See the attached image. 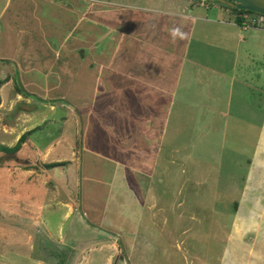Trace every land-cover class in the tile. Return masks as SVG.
<instances>
[{
  "label": "rangeland",
  "instance_id": "rangeland-1",
  "mask_svg": "<svg viewBox=\"0 0 264 264\" xmlns=\"http://www.w3.org/2000/svg\"><path fill=\"white\" fill-rule=\"evenodd\" d=\"M182 1L0 0V82L9 77L0 117L15 131H0V156L21 131L13 116L27 112L28 126L40 128L22 155L35 159L61 134L77 141L70 172H79L83 189H74L79 211L65 218L38 184L0 172V264H264L244 243L233 257L236 230L263 219L255 213L261 194H243L253 136L245 141L236 125L223 136L207 133L206 104L198 107L201 128L188 134L178 102L160 165L151 166L144 137L132 152L131 137L117 134L134 127L138 96L161 99L175 39L164 27ZM18 89L29 96L13 103ZM252 251L264 255V239Z\"/></svg>",
  "mask_w": 264,
  "mask_h": 264
},
{
  "label": "crops",
  "instance_id": "crops-1",
  "mask_svg": "<svg viewBox=\"0 0 264 264\" xmlns=\"http://www.w3.org/2000/svg\"><path fill=\"white\" fill-rule=\"evenodd\" d=\"M201 2L202 0H183L177 2L179 4L177 8H174L175 4L173 5L172 9L176 10V13L166 21L164 28L169 29L175 39L168 53L171 59L165 62L167 69L165 74L163 73V78L166 77L164 81L166 83L162 94H159L161 99L154 102L153 95L150 97L151 95H146L145 92L138 96L139 105L134 108V114L132 112V117L136 121L134 127L132 129L122 127L117 134L131 137V146L134 148L133 150L131 147L132 152L138 151L139 137H144L147 152L152 154H148V157H151L149 162L151 166L156 167L161 160L160 141L163 142L169 129L172 133L174 104L178 102L180 105L175 114L179 115L180 121H186L188 134H195L198 128H201L197 125L199 105H209L211 115L208 120L211 121V128L207 133L213 137L223 136L231 126L236 125L238 126L236 132L246 137L245 141L249 136L254 137L255 150L253 156L248 159L249 170L244 179L247 186L243 194L245 199L257 200L258 194L264 199V29L244 30L239 25L235 13L214 4L204 7ZM93 68L94 66L90 69ZM155 93L156 91H153L152 94ZM17 96V101L11 102L24 100L21 99L23 95L17 93ZM177 97L180 99L176 100ZM26 100L29 103V98ZM0 109H4L2 100ZM8 113H11V110ZM13 119L20 123L21 128L15 137L14 146L25 133L36 132L40 128V125L34 123L28 126L32 118L27 112L21 111L14 115ZM140 120L144 123H137ZM221 120L225 121V124L222 125ZM146 125V131L141 133ZM0 131L5 135L15 132L9 131L2 117ZM178 132L181 133L179 130ZM34 133L22 146L18 155L0 156L5 159L7 156L12 157L8 161L4 160L7 161L6 164L1 159L0 172L4 171L15 180L19 179L24 183L38 184L45 197L56 201L57 205L65 209V218L69 217L73 212L79 211L75 202L76 190L78 196V191H83L82 178L79 179L75 175L79 172L75 170L73 177L70 172L71 168L77 169L78 166L77 150L80 149L78 143L67 140L64 134H61L55 146L51 144L43 150L37 149V153L41 154L31 159L27 154H22L33 143ZM61 163L65 165L50 167ZM136 166L139 167V162ZM57 169L61 170L58 177H48L50 172L54 173ZM88 207L87 210L80 208V211L90 212V206ZM246 210L251 214L255 209L246 207L244 211ZM256 212L263 217L257 222L258 225L257 223L251 225L250 221L249 225L247 223L241 225L234 234L235 260L236 248L244 246L242 243L251 248L249 258L258 261L264 259L263 254L258 256L252 251V248H257V244L264 239V228L262 231L264 206L256 209ZM112 246H115L114 243Z\"/></svg>",
  "mask_w": 264,
  "mask_h": 264
},
{
  "label": "water",
  "instance_id": "water-1",
  "mask_svg": "<svg viewBox=\"0 0 264 264\" xmlns=\"http://www.w3.org/2000/svg\"><path fill=\"white\" fill-rule=\"evenodd\" d=\"M204 1L214 5L225 6L230 9L247 11L264 16V0H204ZM232 1H235L237 3Z\"/></svg>",
  "mask_w": 264,
  "mask_h": 264
},
{
  "label": "trees",
  "instance_id": "trees-1",
  "mask_svg": "<svg viewBox=\"0 0 264 264\" xmlns=\"http://www.w3.org/2000/svg\"><path fill=\"white\" fill-rule=\"evenodd\" d=\"M232 2H235V1H232ZM237 3V2H235ZM209 4V3H208ZM240 4V3H239ZM220 6V5H219ZM222 7L223 9L227 10V11H230L232 13H235L236 16L238 17L239 15L241 14H245V13H251V12H247V11H239V10H236V9H230L228 7H225V6H220ZM239 19H238V23H239ZM9 81V77L6 78L4 81H1L0 82V86L6 84L7 82ZM1 88V87H0ZM18 93L20 95H22V93L25 94L26 97L29 96L28 93H25L23 92L22 90L18 89ZM0 104H1V100H0ZM35 131H31V132H28V133H25L21 138L20 140L18 141L17 145L14 146L13 148H4V155H13V156H16L18 154V152L21 150L22 146L28 141L29 137L34 133ZM80 148V145L78 146ZM13 153V154H11ZM65 164L64 163H61V164H54V165H50V167H56V166H64ZM0 166H2V162H1V157H0Z\"/></svg>",
  "mask_w": 264,
  "mask_h": 264
},
{
  "label": "built area",
  "instance_id": "built-area-1",
  "mask_svg": "<svg viewBox=\"0 0 264 264\" xmlns=\"http://www.w3.org/2000/svg\"><path fill=\"white\" fill-rule=\"evenodd\" d=\"M211 3L208 4L206 1H202L201 5L208 7ZM239 19V25L244 30L250 29H264V16L256 13H245L237 17Z\"/></svg>",
  "mask_w": 264,
  "mask_h": 264
}]
</instances>
